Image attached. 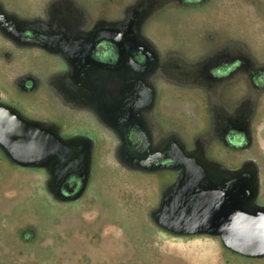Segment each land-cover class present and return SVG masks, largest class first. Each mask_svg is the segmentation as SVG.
Returning <instances> with one entry per match:
<instances>
[{
    "label": "water",
    "instance_id": "1",
    "mask_svg": "<svg viewBox=\"0 0 264 264\" xmlns=\"http://www.w3.org/2000/svg\"><path fill=\"white\" fill-rule=\"evenodd\" d=\"M35 3L36 14L21 17L19 29L12 16L0 13V36L4 40L14 41L20 49L46 50L45 44L38 41L77 43L89 39L74 1ZM179 7V0H107L97 15L98 21L90 18V39L98 36L100 40L120 42L123 54L113 64L68 61L64 77L67 97L74 107L79 105V111H104L123 121L125 126L114 125L104 131L113 136L116 133L118 141L112 144L110 159L120 160L124 171L176 175L173 182L161 189L151 181L144 182L154 191L153 200L144 203V220L150 227L175 238L217 239L232 254L264 259V205L259 202L264 191V165L252 155L244 157L234 168L215 158L217 147H227L225 118L235 115L243 119L262 111L264 89L229 90L223 81L202 75V61L210 55L215 58L230 49L242 57L252 53L260 33L241 25H257L255 20L260 22V18L243 17L234 11L219 23L210 21L209 35L203 34L198 47L195 43L187 44L189 40L184 36L192 34V24L178 17ZM168 9H172L169 14ZM165 17L183 34L184 46L174 45L166 33H154ZM24 32L32 37H21ZM56 49L79 48L73 45ZM131 51H138L142 61L133 60ZM261 67L264 70V64ZM166 91L199 96L207 116L202 132L186 137L179 120L160 112V95ZM99 99L111 100L112 107L102 110ZM120 131L123 132L119 139ZM129 132L136 133L141 141L131 144ZM0 142L11 163L47 173L55 194H60L71 176H77L81 181L77 193L71 197L60 194L61 201L80 198L94 173L98 144L93 137L74 133L62 138L59 129L45 128L2 105ZM252 147L249 144L241 151Z\"/></svg>",
    "mask_w": 264,
    "mask_h": 264
},
{
    "label": "flooded vegetation",
    "instance_id": "2",
    "mask_svg": "<svg viewBox=\"0 0 264 264\" xmlns=\"http://www.w3.org/2000/svg\"><path fill=\"white\" fill-rule=\"evenodd\" d=\"M72 1L89 38L83 42L40 40L38 43L45 44L46 50L20 49L14 41L0 36V106L45 128L59 129L62 138L74 133L90 135L98 144L93 165L96 169L80 198L61 201L60 194L71 197L77 193L81 182L77 176H71L61 187L60 194H55L47 173L11 163L9 153L0 142V264H193L198 261L194 259L197 254L185 257L178 254V250L174 254L157 251L155 255L153 252L150 254L144 249V227L168 241L167 244L210 241L212 245L203 250L210 253L206 254L204 264H264V259H248L230 253L217 239L175 238L145 222L144 182L151 181L161 189L173 182L176 175L161 171L151 175L124 171L120 160L114 162L110 159L112 144L118 141L116 133L113 136L104 131V128L114 125L125 126L123 121L115 120L112 113L108 115L104 111L93 114L79 111V105L74 107L69 102L64 81L68 61L113 64L123 54L120 42L100 40L98 36L90 39L89 34L93 31L90 18L98 21L97 15L107 0ZM25 3V8H22L19 0H0V13L12 16L17 29L21 17L30 18L36 14L35 0ZM179 4L181 7L176 9V14L191 22L189 43L198 47L203 34L204 37L206 32L209 35L210 21L219 23L222 17L234 11L243 17L259 16L260 22L255 20L257 25H241L260 33L252 53L242 57L237 55L236 50L230 49L215 58L210 55L202 61V75L216 82L223 81L229 90L236 88L242 92L245 87L263 90L264 0H179ZM171 11L168 9L166 13ZM21 37L31 38L32 34L24 32ZM73 45L79 49H56L58 46ZM130 55L133 60L142 61L138 51H131ZM98 106L102 110L112 107L111 100L99 99ZM159 109L165 117L177 119L183 124L186 137L199 134L207 125L206 108L198 95L166 91L160 95ZM225 122L224 142L227 147H217L215 158L231 168L246 156L258 158V145L264 142V109L243 119L229 115ZM122 132L118 133L119 139ZM127 137L133 145L141 141L134 132H129ZM249 144L253 146L250 150L241 151ZM218 155L226 160L219 159ZM263 194L259 199L262 205ZM53 215H57L62 223L60 232L49 223ZM210 249L213 251L210 252Z\"/></svg>",
    "mask_w": 264,
    "mask_h": 264
},
{
    "label": "rangeland",
    "instance_id": "3",
    "mask_svg": "<svg viewBox=\"0 0 264 264\" xmlns=\"http://www.w3.org/2000/svg\"><path fill=\"white\" fill-rule=\"evenodd\" d=\"M20 1V5L22 8H25L24 6L26 5L25 2H27V0H19ZM162 19V23L160 24V28L155 29L154 33L155 34H161V33H166L168 36H170L173 41H174V45H182L184 46V42H183V34H181L180 32L177 31V26L175 24H173L172 22H170V20L168 18H161ZM233 19V18H231ZM240 22H243V17L241 18V20H239ZM166 22H168V25L166 24ZM162 24H165L166 26L163 27ZM236 24H239V22L237 21ZM188 42V44H190V34H187L184 36ZM176 105V104H175ZM183 116L185 118H187V116L182 113ZM257 152V157L258 159L262 162V164L264 165V142L258 145V150ZM96 158V157H95ZM218 158L221 160H226L225 157H223L222 155H218ZM96 167L94 168L95 171ZM153 188L151 186H144V203H148L151 202L153 200ZM264 201V194L262 196V202ZM49 223L52 224V227L54 230H57L58 232H60L62 230V223L60 221V219L57 218V215H53L52 217L49 218ZM145 223V222H144ZM144 240H146V246L144 247V249L149 250L150 254L151 252H153V254L157 253H164V254H174L175 250H178L177 253L181 254L182 256L188 257V254H190L191 256H193L194 254V259H197L198 261L194 262L193 264H204L203 261H205L207 259V255H210V253L208 251H203L205 250L207 247H209L210 245H212V243L210 241H204V240H196V241H181L180 243H176L173 244L171 242H169L167 244L168 241H166L165 239L161 238L160 236L154 235L151 231L147 230L144 227ZM202 250V251H201ZM213 250L210 249V252H212ZM176 253V254H177ZM207 254V255H206ZM59 255H61L60 251H59ZM190 256V257H191ZM212 260V259H211ZM178 263H180L179 261H177Z\"/></svg>",
    "mask_w": 264,
    "mask_h": 264
}]
</instances>
